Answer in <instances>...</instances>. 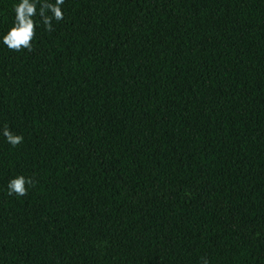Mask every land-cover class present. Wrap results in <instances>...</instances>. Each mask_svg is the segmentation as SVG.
<instances>
[{
  "label": "trees",
  "instance_id": "trees-1",
  "mask_svg": "<svg viewBox=\"0 0 264 264\" xmlns=\"http://www.w3.org/2000/svg\"><path fill=\"white\" fill-rule=\"evenodd\" d=\"M62 11L0 43V264H264V0Z\"/></svg>",
  "mask_w": 264,
  "mask_h": 264
},
{
  "label": "clouds",
  "instance_id": "clouds-1",
  "mask_svg": "<svg viewBox=\"0 0 264 264\" xmlns=\"http://www.w3.org/2000/svg\"><path fill=\"white\" fill-rule=\"evenodd\" d=\"M64 3L65 0H54V2L53 0H18L13 4L14 20L9 29L0 34V43L10 50L31 51L36 26L42 22L45 28L51 31L53 21H60L64 18L62 11ZM37 14L39 20L34 19ZM0 135L13 147L23 140L22 135L14 133L8 126L0 129ZM33 184L31 177L19 174L8 181L7 191L9 195L23 197L27 194L28 187ZM203 264H208V261L204 260Z\"/></svg>",
  "mask_w": 264,
  "mask_h": 264
}]
</instances>
